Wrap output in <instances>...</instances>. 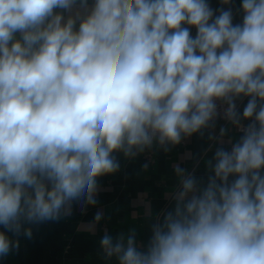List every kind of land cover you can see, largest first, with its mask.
<instances>
[{
    "label": "clouds",
    "instance_id": "obj_1",
    "mask_svg": "<svg viewBox=\"0 0 264 264\" xmlns=\"http://www.w3.org/2000/svg\"><path fill=\"white\" fill-rule=\"evenodd\" d=\"M240 7L234 24L208 0H0V258L30 225L95 206L117 153L168 151L223 104L243 135L215 151L207 185L177 165L147 245L132 228L100 249L117 264H264V0Z\"/></svg>",
    "mask_w": 264,
    "mask_h": 264
},
{
    "label": "crops",
    "instance_id": "obj_2",
    "mask_svg": "<svg viewBox=\"0 0 264 264\" xmlns=\"http://www.w3.org/2000/svg\"><path fill=\"white\" fill-rule=\"evenodd\" d=\"M208 2L213 9L231 7L233 23H242V0H231L230 5H223L221 0ZM191 34L195 37V28H191ZM248 99H237L241 114ZM241 122L249 123L247 120ZM222 128L227 130L223 135ZM242 135L231 123L215 120L201 132L186 137L185 143L183 139L179 145L170 146L168 151L154 147L135 158H125L122 153H117L120 169L98 179L95 206L73 203L70 216L30 225L32 237H12L19 239V248L0 258V264H117L114 258L106 260L103 257L99 241L104 232L115 236L135 228L138 241L146 246L151 237V225L155 222L148 212L160 213L174 207L175 201L169 190L178 186L175 167L179 165L186 169L194 175L198 187H205L212 175L215 151L221 147L230 151L232 143L238 142ZM261 171L264 174V169ZM97 211L103 212V219L89 230Z\"/></svg>",
    "mask_w": 264,
    "mask_h": 264
},
{
    "label": "built area",
    "instance_id": "obj_3",
    "mask_svg": "<svg viewBox=\"0 0 264 264\" xmlns=\"http://www.w3.org/2000/svg\"><path fill=\"white\" fill-rule=\"evenodd\" d=\"M236 104H237V108L239 107V105H240V101L239 100H236ZM224 107H226V105H223V104H221L220 105V116L218 117V118H216L215 120H221V121H223V122H225V123H230L228 120H226L224 117H223V108ZM214 120V121H215ZM242 123V122H241ZM232 124V123H231ZM242 124H244L245 126L247 125L246 123H242ZM233 125V124H232ZM234 127H235V129H236V131L237 132H239V133H242L241 131H240V129H238L235 125H233ZM183 142L185 143V138H184V140H183Z\"/></svg>",
    "mask_w": 264,
    "mask_h": 264
}]
</instances>
